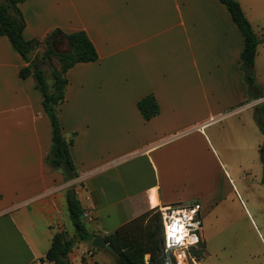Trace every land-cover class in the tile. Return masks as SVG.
Returning <instances> with one entry per match:
<instances>
[{
    "label": "crops",
    "instance_id": "obj_1",
    "mask_svg": "<svg viewBox=\"0 0 264 264\" xmlns=\"http://www.w3.org/2000/svg\"><path fill=\"white\" fill-rule=\"evenodd\" d=\"M237 1L262 39L253 91L240 67L243 36L219 0L19 3L25 40L83 30L98 58L65 74L57 115L64 138L73 137L77 172L65 179L47 163L51 125L42 96L31 76H19L26 62L0 35V264H51L44 257L53 236L74 235L70 189L91 239L74 244L69 264H121L114 251L94 249L92 238L158 206L213 210L225 176L238 178L247 156L260 159L264 134L254 108L264 105V0ZM149 94L159 112L145 120L137 101ZM257 165L263 177L264 162ZM90 248L91 259L81 254Z\"/></svg>",
    "mask_w": 264,
    "mask_h": 264
},
{
    "label": "trees",
    "instance_id": "obj_2",
    "mask_svg": "<svg viewBox=\"0 0 264 264\" xmlns=\"http://www.w3.org/2000/svg\"><path fill=\"white\" fill-rule=\"evenodd\" d=\"M23 1L0 0V35L8 38L12 47L26 62V65L19 70V76L21 78L31 76L35 82V89L42 96V106L51 125V148L47 155V163L51 168L60 169L65 179H72L77 176L76 167L69 154L73 137L68 140L64 138L57 115L58 107L64 100L67 70L76 63L96 61L98 53L83 30L64 33L60 29H54L43 39L25 40L22 36L25 22L18 7ZM219 2L225 6L243 36L244 46L240 53V67L245 82L253 91L256 48L262 39L255 34L237 0H219ZM41 43L46 46L44 57L55 56L59 62V68L54 67L51 70L52 85L50 87L41 66L44 57H31L32 52ZM56 46H59L61 51L56 50ZM137 107L145 120L159 112L156 99L151 94L140 98L137 101ZM254 117L259 130L264 134V105L254 108ZM260 154L263 159L264 144L260 146ZM262 181L264 182V174ZM66 205L74 235L68 237L65 233H56L53 236L51 246L44 257L51 264H69L67 257L74 244L91 239V234L85 228L82 218L84 210L72 189L66 192ZM104 239L113 247L121 264H145L146 254L152 264H162L166 258L163 253L160 213L153 209L122 224ZM92 247L97 249L95 246Z\"/></svg>",
    "mask_w": 264,
    "mask_h": 264
},
{
    "label": "rangeland",
    "instance_id": "obj_3",
    "mask_svg": "<svg viewBox=\"0 0 264 264\" xmlns=\"http://www.w3.org/2000/svg\"><path fill=\"white\" fill-rule=\"evenodd\" d=\"M56 50L61 48L56 46ZM45 54L46 46L41 43L31 57L43 58ZM43 60L41 66L50 87L51 70L59 68V62L55 56ZM220 158L224 162L223 166L219 162L221 169L229 170L226 160ZM260 161L261 156L256 161L251 156L240 160L238 178L246 177L244 184L228 173L225 179L229 184L224 183L223 200L213 210L201 207L202 240L193 251L198 264H264V182L257 172Z\"/></svg>",
    "mask_w": 264,
    "mask_h": 264
},
{
    "label": "built area",
    "instance_id": "obj_4",
    "mask_svg": "<svg viewBox=\"0 0 264 264\" xmlns=\"http://www.w3.org/2000/svg\"><path fill=\"white\" fill-rule=\"evenodd\" d=\"M200 203L182 207L158 206L162 223L163 253L162 264H196L193 250L202 240V219ZM93 248L83 250L81 254L90 257ZM145 264H152L148 254Z\"/></svg>",
    "mask_w": 264,
    "mask_h": 264
},
{
    "label": "water",
    "instance_id": "obj_5",
    "mask_svg": "<svg viewBox=\"0 0 264 264\" xmlns=\"http://www.w3.org/2000/svg\"><path fill=\"white\" fill-rule=\"evenodd\" d=\"M264 162V159H263ZM83 217V215H82ZM91 245L97 247V248H104L107 249L109 251H113V247L107 243L105 241V239L103 237H101L100 235H95L92 240H91Z\"/></svg>",
    "mask_w": 264,
    "mask_h": 264
},
{
    "label": "bare ground",
    "instance_id": "obj_6",
    "mask_svg": "<svg viewBox=\"0 0 264 264\" xmlns=\"http://www.w3.org/2000/svg\"><path fill=\"white\" fill-rule=\"evenodd\" d=\"M196 264H198V263H196Z\"/></svg>",
    "mask_w": 264,
    "mask_h": 264
}]
</instances>
